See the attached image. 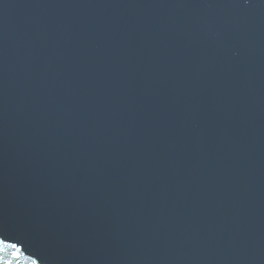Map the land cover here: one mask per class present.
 I'll return each instance as SVG.
<instances>
[{"label": "water", "instance_id": "1", "mask_svg": "<svg viewBox=\"0 0 264 264\" xmlns=\"http://www.w3.org/2000/svg\"><path fill=\"white\" fill-rule=\"evenodd\" d=\"M0 236L264 264V0H0Z\"/></svg>", "mask_w": 264, "mask_h": 264}, {"label": "snow or ice", "instance_id": "2", "mask_svg": "<svg viewBox=\"0 0 264 264\" xmlns=\"http://www.w3.org/2000/svg\"><path fill=\"white\" fill-rule=\"evenodd\" d=\"M0 264H38V261L26 256L16 243L0 236Z\"/></svg>", "mask_w": 264, "mask_h": 264}]
</instances>
